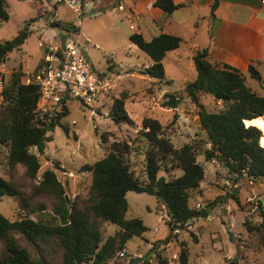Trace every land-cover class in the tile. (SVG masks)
<instances>
[{
  "label": "rangeland",
  "instance_id": "rangeland-1",
  "mask_svg": "<svg viewBox=\"0 0 264 264\" xmlns=\"http://www.w3.org/2000/svg\"><path fill=\"white\" fill-rule=\"evenodd\" d=\"M79 1L81 14L78 17L63 1L5 0L9 19L0 23V42L14 38L26 22H34L29 27L31 34L25 44L0 64V76L3 77L0 106L3 104L2 91L15 70L21 68L25 74L22 83L32 81L35 68L43 61V51L38 43L52 40L54 32L58 37L62 35V31L51 27L58 20L69 27L78 26L80 22L81 43L88 60L95 73L107 76L111 89L90 107L78 101L66 104V115L60 125L50 128L47 133L49 141L44 153L39 155L35 148L30 149L40 163L36 179L27 178L24 168L19 165L12 171L9 169L6 147H0V177L17 183L21 191L30 196L42 172L51 169L67 198L83 207L91 185V174L84 168L106 156L115 142L129 146L126 155L129 169L134 177L145 182V159L151 146L141 135V123L144 118L156 119L163 127V136L174 148L187 144L194 148L196 161L203 166L205 174L199 188L190 191L189 206L196 210L195 206L201 204L203 210L209 209L208 217H194L183 230L171 233L165 212L159 209L154 196L128 192L125 218L140 219L147 232L142 237L131 238L107 264H159L158 256L168 264H178L182 246L188 252V264H264V182L240 177L234 186L233 177L218 161L205 160V152L210 146L200 128L197 109L183 91L177 92L180 77L185 75L192 81L191 73L184 70L180 74L168 65L167 74L174 82L168 78L158 82L142 76L140 72L150 60L129 42V26L120 12L109 11L115 0ZM130 64L136 68L124 69ZM247 82L253 89L258 87L254 80ZM165 93L181 98L176 110L160 107ZM122 94L126 96L125 110L129 120L116 123L111 108L113 101ZM200 103L208 112H217L222 107L221 102L204 94L200 95ZM62 127L66 128V133ZM160 164L158 177L170 180L182 173L169 158L162 159ZM53 204L50 196H37L29 200L33 213H28L22 210L16 198L0 196V214L11 221L23 217L44 219L52 214ZM117 230L113 225L101 223L103 240ZM20 243L26 246L24 241ZM155 243L157 248L151 252ZM2 250L0 244V256ZM29 250L33 258L40 255L47 264L60 263L61 252L55 248L54 241L41 244L40 253Z\"/></svg>",
  "mask_w": 264,
  "mask_h": 264
},
{
  "label": "trees",
  "instance_id": "trees-1",
  "mask_svg": "<svg viewBox=\"0 0 264 264\" xmlns=\"http://www.w3.org/2000/svg\"><path fill=\"white\" fill-rule=\"evenodd\" d=\"M154 6L166 15L179 8L172 0H156ZM6 7L5 0H0V23L9 19ZM215 8L216 4L211 8L212 19ZM33 22H26L25 27L11 40L0 42V64L25 44ZM51 27L64 32H69L71 28L59 20L53 22ZM128 40L151 61V65L140 72L141 75L163 81V60L168 52L179 48L181 39L161 34L147 41L141 34L134 33ZM193 63L196 79L187 83L183 91L196 107L200 128L210 145L205 152V160H217L233 177L234 184L240 177L264 182V148L259 144L261 131L252 123L248 127L244 124L246 120L264 118V96L248 86L247 77L240 71L225 64H212L207 50L196 52ZM24 76L21 68L15 70L2 91L0 147L8 150L7 165L11 171L19 165L24 168L27 178L36 179L40 163L30 149L35 148L39 155L44 153L45 144L49 141L47 133L50 128L60 125L67 106L64 104L62 111L52 117L48 124L40 122L35 113L39 87L33 81L22 83ZM247 76L264 87L260 74L253 66H249ZM201 94L221 102V109L208 112L200 103ZM125 100L126 96L122 94L113 101L111 116L116 123L129 120ZM180 103L181 98L173 93H165L160 107L176 110ZM62 128L66 133V128ZM141 135L151 146L145 159V182L134 177L129 169L126 161L129 146L115 142L106 156L84 168L91 174V185L83 207L67 198L65 189L51 169L42 172L30 196L23 193L17 183L0 177V196L16 198L22 210L28 213H33L29 206L30 199L46 195L54 200L52 214L44 219L23 217L11 221L0 214V244L3 248L0 264H47L40 255L33 258L29 248L40 253L41 244L49 241H54L55 248L61 252L59 264H107L131 238L142 237L147 232L140 219L125 218L128 192L154 196L159 209L165 212L170 232L183 230L198 213L190 208L189 200L190 191L198 189L204 179L203 166L197 163L191 145L179 149L173 147L163 136V127L158 120L144 118ZM168 158L182 172L170 180L158 177L160 161ZM204 211L209 212V209ZM101 223L113 225L118 230L103 240ZM20 241H24L26 246H22ZM157 245H153L151 252L155 251ZM158 263L168 264L160 256ZM178 264H188V252L183 246L178 254Z\"/></svg>",
  "mask_w": 264,
  "mask_h": 264
},
{
  "label": "crops",
  "instance_id": "crops-1",
  "mask_svg": "<svg viewBox=\"0 0 264 264\" xmlns=\"http://www.w3.org/2000/svg\"><path fill=\"white\" fill-rule=\"evenodd\" d=\"M155 1L119 0L114 2L109 11L118 5L123 7L120 14L128 23V37L137 33L150 41L165 34L181 39L179 48L168 52L163 60L165 78L172 80L167 74V66L172 65L180 74L184 70L191 73L194 81L197 73L193 56L198 51L207 50L212 64H225L236 69L247 80L250 79L247 76L248 68L253 66L264 83V0H172L179 8L170 15L155 7ZM214 4L216 8L212 19L211 8ZM53 37H58L55 32ZM147 63L151 65V61ZM133 68L136 67L132 64L124 67ZM178 81L177 92H182L184 86L192 82L185 75ZM248 86L264 96V87L259 83L256 89Z\"/></svg>",
  "mask_w": 264,
  "mask_h": 264
},
{
  "label": "built area",
  "instance_id": "built-area-1",
  "mask_svg": "<svg viewBox=\"0 0 264 264\" xmlns=\"http://www.w3.org/2000/svg\"><path fill=\"white\" fill-rule=\"evenodd\" d=\"M49 1H63L78 17L81 14L79 0ZM121 11L123 7L120 5L111 10L114 13ZM61 33L57 39L53 37L52 40L38 43V47L43 51V61L32 81L39 87L36 117L45 125L52 117H56L62 111L63 105L69 101H78L83 106L90 107L111 89L108 78L95 73L88 57L84 55L85 47L81 43L82 36L78 27H71L69 32ZM2 84L3 77L0 76V87ZM212 161L217 163L215 159ZM195 207V211L202 209L201 204Z\"/></svg>",
  "mask_w": 264,
  "mask_h": 264
},
{
  "label": "bare ground",
  "instance_id": "bare-ground-1",
  "mask_svg": "<svg viewBox=\"0 0 264 264\" xmlns=\"http://www.w3.org/2000/svg\"><path fill=\"white\" fill-rule=\"evenodd\" d=\"M251 123L261 131V138L259 144L262 148H264V118H256L253 120L244 121L245 126L252 125Z\"/></svg>",
  "mask_w": 264,
  "mask_h": 264
},
{
  "label": "water",
  "instance_id": "water-1",
  "mask_svg": "<svg viewBox=\"0 0 264 264\" xmlns=\"http://www.w3.org/2000/svg\"><path fill=\"white\" fill-rule=\"evenodd\" d=\"M84 55L87 56V53L85 51H84ZM246 127H248V126H246ZM195 217L207 218L208 217V213L206 211H204V210H201L195 215Z\"/></svg>",
  "mask_w": 264,
  "mask_h": 264
}]
</instances>
